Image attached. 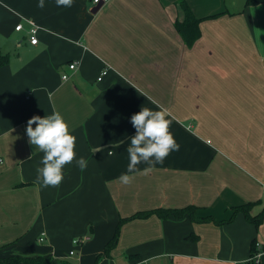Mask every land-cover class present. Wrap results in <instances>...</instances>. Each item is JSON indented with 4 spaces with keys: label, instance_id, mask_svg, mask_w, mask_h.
Returning a JSON list of instances; mask_svg holds the SVG:
<instances>
[{
    "label": "crops",
    "instance_id": "1",
    "mask_svg": "<svg viewBox=\"0 0 264 264\" xmlns=\"http://www.w3.org/2000/svg\"><path fill=\"white\" fill-rule=\"evenodd\" d=\"M182 1L201 19L191 48L175 27L185 17ZM90 2L64 8L44 0L39 8V0H0V52L10 55L0 67V258L264 264V220L257 227L244 213L221 225L189 216L127 220L188 206L217 221L248 203L252 216L264 211V4L111 0L92 13ZM142 106L167 110L180 148L123 185L130 117ZM54 111L76 137V158L88 163L83 171L75 161L65 165L60 186L45 188L36 182L44 154L26 127Z\"/></svg>",
    "mask_w": 264,
    "mask_h": 264
},
{
    "label": "clouds",
    "instance_id": "2",
    "mask_svg": "<svg viewBox=\"0 0 264 264\" xmlns=\"http://www.w3.org/2000/svg\"><path fill=\"white\" fill-rule=\"evenodd\" d=\"M44 6V0H39L37 7ZM56 6L70 8L73 0H56ZM144 96L151 99L147 94ZM168 117L165 109L152 110L144 106L131 115L130 123L135 134L126 149L129 156L127 171L118 177L121 184H132L135 176L131 174H150L156 164L163 163L171 152L179 150L180 145L170 130L172 120ZM26 134L29 143L44 154L36 177V182L42 187H59L64 179L63 168L73 161L81 171L87 168V160L76 158V137L71 134L68 123L59 112L54 111L44 117L34 115L27 121ZM141 163L147 165L142 171L137 167Z\"/></svg>",
    "mask_w": 264,
    "mask_h": 264
},
{
    "label": "trees",
    "instance_id": "3",
    "mask_svg": "<svg viewBox=\"0 0 264 264\" xmlns=\"http://www.w3.org/2000/svg\"><path fill=\"white\" fill-rule=\"evenodd\" d=\"M260 4H264V0H246V3H245L246 7L257 6ZM180 6L184 11L185 17L183 21H177L175 23V27L178 33L183 38V40L185 41V44L191 48L200 37L199 24L201 22V19H198L194 15L193 11L191 10L187 2L185 1L180 2ZM9 61H10V55L0 52V67L7 65ZM253 206H254L253 203H248L243 206L235 208L234 216L229 221H217L213 217L199 218L196 214L197 208L195 206H188L182 209L158 208V209L151 210V211L138 212L127 220L145 219L152 215H157L160 218L173 217L176 219H181L185 216H189L190 219L194 222L213 221L221 225V224L232 221L236 214L244 213L247 220L250 223L255 224L258 227L264 220V211H262L257 216H252L251 210ZM127 220L126 219L121 220L119 227L117 228L115 232V235L107 243L105 247V253L103 254L104 256L111 255V251L117 245V242L120 236V226ZM256 247H257V244L255 241L252 245L253 255L255 254ZM0 264H74V263L67 259H60V258H46V257L24 258V257H18V256H11L8 258H0Z\"/></svg>",
    "mask_w": 264,
    "mask_h": 264
},
{
    "label": "built area",
    "instance_id": "4",
    "mask_svg": "<svg viewBox=\"0 0 264 264\" xmlns=\"http://www.w3.org/2000/svg\"><path fill=\"white\" fill-rule=\"evenodd\" d=\"M110 1L111 0H91V2H90V4H91V10H93L95 7L100 6V5L103 7L104 5H106L107 3H109ZM15 29L17 31H21L23 29V26L20 24V25L16 26ZM38 32H39V28L37 26H35L33 23H31V28H30V30H29L28 33H29L30 43L32 45H37L38 42H39V40H38ZM77 65H78V62H74L73 64H71L69 66V68L71 70H75L76 67H77ZM106 75H107V70H104L103 73H102V75H101V77L98 80L101 81L102 78H103V76H106ZM63 79H65V80L68 79V76L67 75H64L63 76ZM43 237H44V235H43ZM43 240H44V238H41V241H43ZM82 242H83V240L75 239L73 241V244L75 246H79ZM70 255L73 256L74 255V251H71L70 252Z\"/></svg>",
    "mask_w": 264,
    "mask_h": 264
},
{
    "label": "water",
    "instance_id": "5",
    "mask_svg": "<svg viewBox=\"0 0 264 264\" xmlns=\"http://www.w3.org/2000/svg\"><path fill=\"white\" fill-rule=\"evenodd\" d=\"M101 7H102L101 5L95 7V8L92 10V13H97V12L101 9Z\"/></svg>",
    "mask_w": 264,
    "mask_h": 264
}]
</instances>
